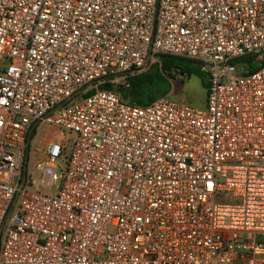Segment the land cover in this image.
Returning <instances> with one entry per match:
<instances>
[{
  "label": "built area",
  "instance_id": "1",
  "mask_svg": "<svg viewBox=\"0 0 264 264\" xmlns=\"http://www.w3.org/2000/svg\"><path fill=\"white\" fill-rule=\"evenodd\" d=\"M161 55L204 107L100 88ZM0 264H264V0H0Z\"/></svg>",
  "mask_w": 264,
  "mask_h": 264
},
{
  "label": "trees",
  "instance_id": "2",
  "mask_svg": "<svg viewBox=\"0 0 264 264\" xmlns=\"http://www.w3.org/2000/svg\"><path fill=\"white\" fill-rule=\"evenodd\" d=\"M253 58V55H245L241 58L247 63V72L258 68V65L253 62ZM174 73H179L187 78L198 77L207 90L205 75L193 60L171 55H161L159 65L155 64L147 71L127 76L126 81L122 84L113 85L104 82L100 88L116 92L121 100L129 104L143 106L172 91ZM34 129L35 127L27 137V142L32 137Z\"/></svg>",
  "mask_w": 264,
  "mask_h": 264
},
{
  "label": "rangeland",
  "instance_id": "3",
  "mask_svg": "<svg viewBox=\"0 0 264 264\" xmlns=\"http://www.w3.org/2000/svg\"><path fill=\"white\" fill-rule=\"evenodd\" d=\"M174 76L173 89L170 92L171 96L176 100H185L193 106L204 107L206 99V86L201 84L200 79L196 76H190L187 78L179 73H174ZM73 139L74 135L72 133L67 131L62 132L52 124L45 123L35 127L34 133L28 142V166L33 168L31 179L38 181V191L45 190L46 185L39 182L40 176L34 166L37 162L44 158L47 145L50 142L61 141L64 145V151L68 152L72 146ZM58 163L61 167H64V156L60 157Z\"/></svg>",
  "mask_w": 264,
  "mask_h": 264
},
{
  "label": "water",
  "instance_id": "4",
  "mask_svg": "<svg viewBox=\"0 0 264 264\" xmlns=\"http://www.w3.org/2000/svg\"><path fill=\"white\" fill-rule=\"evenodd\" d=\"M27 146H28V143H27Z\"/></svg>",
  "mask_w": 264,
  "mask_h": 264
}]
</instances>
